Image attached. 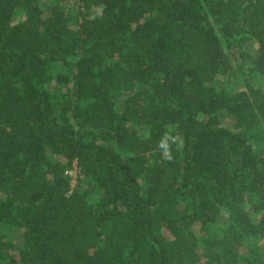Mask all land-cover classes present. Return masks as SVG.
Masks as SVG:
<instances>
[{"label":"trees","instance_id":"trees-1","mask_svg":"<svg viewBox=\"0 0 264 264\" xmlns=\"http://www.w3.org/2000/svg\"><path fill=\"white\" fill-rule=\"evenodd\" d=\"M78 1L0 0V264H264V0Z\"/></svg>","mask_w":264,"mask_h":264},{"label":"rangeland","instance_id":"rangeland-1","mask_svg":"<svg viewBox=\"0 0 264 264\" xmlns=\"http://www.w3.org/2000/svg\"><path fill=\"white\" fill-rule=\"evenodd\" d=\"M78 3H79L78 0H72V2H71L72 5H75V4H78ZM231 80H234L233 82L236 81V83H233V84L230 85V87L233 88V89H235L236 87L240 86L241 83L244 81V79L237 80L236 78L234 79L233 77H231ZM252 80L254 82H256V84L264 85V77L262 75L258 74V73L257 74L255 73L254 78H252ZM223 120L227 124H231L232 123L230 115H228L226 113H224V119ZM177 139L179 141L181 140L180 135L177 137ZM71 173H72V183L75 184L77 182L78 176L80 175L78 167L74 166V168L72 169Z\"/></svg>","mask_w":264,"mask_h":264},{"label":"clouds","instance_id":"clouds-1","mask_svg":"<svg viewBox=\"0 0 264 264\" xmlns=\"http://www.w3.org/2000/svg\"><path fill=\"white\" fill-rule=\"evenodd\" d=\"M161 147H163V148H167V145H166V143L165 142H161V145H160Z\"/></svg>","mask_w":264,"mask_h":264},{"label":"built area","instance_id":"built-area-1","mask_svg":"<svg viewBox=\"0 0 264 264\" xmlns=\"http://www.w3.org/2000/svg\"><path fill=\"white\" fill-rule=\"evenodd\" d=\"M75 166H77V164H75ZM79 169V168H78Z\"/></svg>","mask_w":264,"mask_h":264}]
</instances>
